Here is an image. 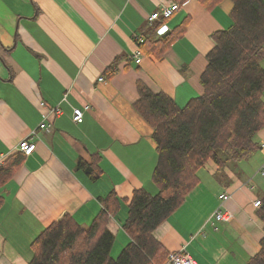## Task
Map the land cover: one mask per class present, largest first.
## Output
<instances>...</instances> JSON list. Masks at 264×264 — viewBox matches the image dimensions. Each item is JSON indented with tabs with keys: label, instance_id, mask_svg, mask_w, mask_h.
I'll use <instances>...</instances> for the list:
<instances>
[{
	"label": "crops",
	"instance_id": "1",
	"mask_svg": "<svg viewBox=\"0 0 264 264\" xmlns=\"http://www.w3.org/2000/svg\"><path fill=\"white\" fill-rule=\"evenodd\" d=\"M225 1L212 10L198 0L179 5L164 25L186 20L184 33L159 60L137 42L152 36L160 20L150 16L172 0H0V163L35 132L33 153L0 189V264H28L38 234L65 215L88 227L110 192L119 201L108 223L111 257L129 243L121 225L134 190L157 193L151 128L134 109L137 83L179 107L201 95L211 36L231 24ZM74 109L83 110L81 123L72 121ZM255 140L249 160L221 169L209 161L198 171V184L153 232L166 253L184 249L196 264H246L257 252L264 231L253 203L264 193V128ZM93 164L95 180L84 168ZM222 194L230 198L221 203ZM218 209L228 221L215 220Z\"/></svg>",
	"mask_w": 264,
	"mask_h": 264
},
{
	"label": "trees",
	"instance_id": "2",
	"mask_svg": "<svg viewBox=\"0 0 264 264\" xmlns=\"http://www.w3.org/2000/svg\"><path fill=\"white\" fill-rule=\"evenodd\" d=\"M172 1L179 6L188 0ZM198 1L212 10L225 0ZM231 3L230 26L211 36L213 47L200 75L201 95L179 107L167 94L137 83L134 109L151 128L157 153L151 181L157 193L134 190L121 225L129 243L116 258L111 257L115 237L108 223L119 201L110 192L101 199L102 209L88 227L65 215L41 231L32 243L33 257L28 264H165L171 252L163 250L153 232L198 184V171L209 161L221 169L255 155L259 149L255 137L264 128V0ZM171 17L158 19L152 36L137 42L147 55L162 60L175 38L184 33L186 20L157 35ZM105 75H113L110 68ZM24 157L17 152L0 163V189L12 179ZM84 168L92 180L99 177L97 164ZM259 201L256 216L264 231V193ZM246 264H264V237Z\"/></svg>",
	"mask_w": 264,
	"mask_h": 264
},
{
	"label": "built area",
	"instance_id": "3",
	"mask_svg": "<svg viewBox=\"0 0 264 264\" xmlns=\"http://www.w3.org/2000/svg\"><path fill=\"white\" fill-rule=\"evenodd\" d=\"M179 10V6L175 2H170L168 5H163L161 6L158 11L153 13L149 20L154 21L158 20L160 18H169L171 17L175 12ZM167 31L166 26H161L157 30V35L161 36ZM135 63H140L141 61V52L138 50L135 52ZM99 81H102V78H99ZM56 111L57 115L61 114V110L59 108L53 109ZM83 118V110L80 109H74L72 112V121L76 124L81 123ZM50 127V125H46L45 123H41L39 125L40 129H46ZM35 137V132H31V134L23 139L21 142L18 144V152L22 153L25 157L31 155L35 149V143L32 142L31 140ZM259 173L264 176V164L261 166L259 169ZM230 198L229 195L227 194H222L220 196L221 203L227 201ZM260 201L257 200L253 203L254 208H258L260 206ZM215 220L218 222H226L230 218V214L227 210L222 211L218 209L215 212ZM165 264H196V262L191 258L189 254H187L184 249L179 250L178 252H171L168 255L167 261Z\"/></svg>",
	"mask_w": 264,
	"mask_h": 264
},
{
	"label": "rangeland",
	"instance_id": "4",
	"mask_svg": "<svg viewBox=\"0 0 264 264\" xmlns=\"http://www.w3.org/2000/svg\"><path fill=\"white\" fill-rule=\"evenodd\" d=\"M225 2H228L229 3V5L231 6V0H226ZM261 65H262V67L264 68V61L261 63ZM230 165L232 164V165H238V164H234V163H229ZM205 170V169H204ZM219 176V175H218ZM117 256H118V254H117ZM116 256V257H117Z\"/></svg>",
	"mask_w": 264,
	"mask_h": 264
}]
</instances>
